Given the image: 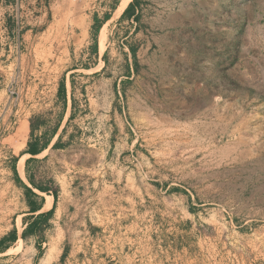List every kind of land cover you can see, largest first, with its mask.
<instances>
[{
	"label": "rangeland",
	"instance_id": "rangeland-1",
	"mask_svg": "<svg viewBox=\"0 0 264 264\" xmlns=\"http://www.w3.org/2000/svg\"><path fill=\"white\" fill-rule=\"evenodd\" d=\"M120 1L0 0V264H264V0Z\"/></svg>",
	"mask_w": 264,
	"mask_h": 264
},
{
	"label": "crops",
	"instance_id": "crops-1",
	"mask_svg": "<svg viewBox=\"0 0 264 264\" xmlns=\"http://www.w3.org/2000/svg\"><path fill=\"white\" fill-rule=\"evenodd\" d=\"M134 0H129L128 1V3L126 4V6L124 7V9L125 8H127V6L130 4V7L132 8V7H134L135 5H134ZM9 6L10 5H7V6H2V5H0V18L1 17H3L2 19H4L5 21H6V25L8 26V16H9V14L8 13H6L7 15H5V14H3V13H5L6 11L5 10H7L8 8H9ZM129 7V8H130ZM134 8H136V6L134 7ZM123 9V10H124ZM123 12V11H122ZM121 12V13H122ZM107 21V20H106ZM7 38H10V36H7ZM30 156H35V154H29ZM52 203H53V196H49L48 195V200H46V203H44L45 205H44V208H45V210H48L49 208H51V206H52ZM49 204V205H48ZM43 205V204H42ZM42 208H43V206H42ZM10 242L9 241H4V240H1L0 241V250H2V249H4V247H6L8 244H9Z\"/></svg>",
	"mask_w": 264,
	"mask_h": 264
},
{
	"label": "bare ground",
	"instance_id": "bare-ground-1",
	"mask_svg": "<svg viewBox=\"0 0 264 264\" xmlns=\"http://www.w3.org/2000/svg\"><path fill=\"white\" fill-rule=\"evenodd\" d=\"M128 1H129V0H121V1H120L118 7L116 8V10H115V12H114V16H115V17L118 16V15L123 11V9H124V7L126 6V4L128 3ZM105 37H106V36H105V33H104V28H103L102 31H101V35H100V41H101L102 44H103V42H104ZM20 168H22L21 165H20ZM48 205H49V204H48Z\"/></svg>",
	"mask_w": 264,
	"mask_h": 264
},
{
	"label": "trees",
	"instance_id": "trees-1",
	"mask_svg": "<svg viewBox=\"0 0 264 264\" xmlns=\"http://www.w3.org/2000/svg\"><path fill=\"white\" fill-rule=\"evenodd\" d=\"M129 7H130V4L127 6V8L124 10V12L122 13V16L127 12V10L129 9ZM108 18H109V15H106L105 17H104V21H106V20H108ZM95 27V33L97 32V30L101 27V24H99V25H97V26H94ZM38 151H36V149H34V148H32V149H29V151H28V153H30V154H36ZM39 209V207L38 208H35V209H31V211L30 212H33V211H36V210H38Z\"/></svg>",
	"mask_w": 264,
	"mask_h": 264
}]
</instances>
